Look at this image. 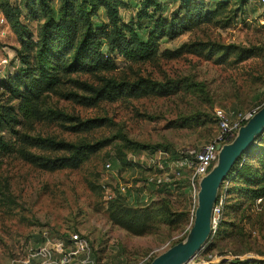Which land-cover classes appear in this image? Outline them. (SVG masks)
I'll return each instance as SVG.
<instances>
[{
	"label": "rangeland",
	"instance_id": "obj_1",
	"mask_svg": "<svg viewBox=\"0 0 264 264\" xmlns=\"http://www.w3.org/2000/svg\"><path fill=\"white\" fill-rule=\"evenodd\" d=\"M141 1L111 0L121 23L127 26L137 24ZM156 1L162 5L161 14L166 19L180 5V0ZM201 1L214 5L212 0ZM0 2L22 9L19 23L36 40L41 23L26 18L22 0ZM52 6L57 8L58 1L53 0ZM228 15L231 17L228 26H224L222 18L219 23L200 26L174 40L162 39L160 51L197 44L252 51L253 55L241 63L233 64L230 59L219 65L215 63L218 55L209 61L191 54L131 66L118 59V70L105 75L128 81L143 78L157 83L170 82L180 90L175 95L118 100L87 108L66 95L83 94L79 85L95 84L96 79L75 75L71 77L73 81L63 80L56 92L46 96L47 105L66 116L103 119L104 126L75 134L68 129L69 123L41 124L35 125L36 133L72 143H105V147L77 170L48 172L17 157L0 159V264H43L40 259H28V256L30 250L42 244L45 231L56 237L67 238L71 233L83 235L93 264H135L149 255L158 256L185 238L192 224L195 201L189 180L191 163L195 152L216 135L215 110L234 116L257 110L258 105L264 104V6L258 0H248L243 6L231 2ZM97 22H108L103 9L99 11ZM137 32L142 39L148 34L143 29ZM19 48L17 34L0 9V71H4V75L17 71L18 64L8 66L2 61L12 60ZM257 142L255 149L241 158L239 168L247 164L250 170L262 175L264 138L261 144ZM136 145L146 149H138ZM106 164H110L109 170L105 169ZM236 176L235 173L233 179L225 180L219 190L229 200L233 198V202L242 198L228 194L229 189L246 186L240 180L233 181ZM120 185L125 188L120 198L124 197L130 207L148 208L160 203L171 214L187 212L188 221L171 227L154 215L149 234H130L109 219L112 202L106 196ZM171 217L175 220V215ZM224 220L240 229L234 231L235 236L230 240L216 244L215 253L204 255L203 249L198 258L223 260L226 264L235 260L263 264L264 197L246 201L242 210L225 216ZM221 251L225 254L230 251L233 255L224 260L219 257Z\"/></svg>",
	"mask_w": 264,
	"mask_h": 264
},
{
	"label": "trees",
	"instance_id": "obj_2",
	"mask_svg": "<svg viewBox=\"0 0 264 264\" xmlns=\"http://www.w3.org/2000/svg\"><path fill=\"white\" fill-rule=\"evenodd\" d=\"M57 1L58 6L55 8L52 6L53 0H22L26 18L41 23L36 40L19 23L22 9L8 2H0V9L12 24L20 44L13 59L7 61L8 66L18 64L17 71L13 75H4V71H0V159L17 157L41 171L77 170L105 147V143L66 142L34 131L35 125L52 123H69L68 129L75 134L104 126L103 119L82 120L77 116H66L62 111L47 105L46 96L56 92L63 85V80L73 81L71 77L75 75L96 79L95 84L79 85L83 94L72 92L66 95L76 104L90 108L99 103H114L118 100L169 97L180 91L177 85L170 82L157 83L143 78L132 81L106 78L105 75L114 74L118 70V59L131 66L146 64L157 58L170 61L188 54L210 61L218 55L215 63L220 65L230 59H233V64H238L253 55L250 50L232 46L208 48L202 44L182 45L175 50L160 51L162 39L174 40L200 26L219 23L222 18L224 26H228L231 2L243 6L248 0H212L214 5L201 0H180L178 9L169 19L161 14L163 7L156 0H142L137 24L132 26L121 23L116 5L111 0ZM101 9L106 12L107 23L97 22ZM142 29L148 31L145 39L137 32ZM263 138L264 135L257 143ZM136 147L146 149L139 145ZM240 162L241 159L227 179L236 173L233 181L240 180L246 184L242 187L233 186L228 192L237 194L242 200L233 202L234 199L230 198L233 200L231 202L224 193H218L217 201L221 196L225 198L223 217L202 252L204 255L214 252L216 244L230 240L235 236L234 231L240 229L233 222L225 221V216L242 210L246 201L264 197V165L263 174L260 175L261 172L250 170L247 164L239 168ZM116 193L111 200L109 219L113 225L135 236L149 234L154 215L160 216L161 221L171 227L189 219L187 212L171 214L160 203L148 208L130 207L125 198H120L122 195ZM172 215H175V220H172ZM219 253L227 255L222 251ZM226 253L233 255L230 251ZM229 264L248 262L235 260Z\"/></svg>",
	"mask_w": 264,
	"mask_h": 264
},
{
	"label": "built area",
	"instance_id": "obj_3",
	"mask_svg": "<svg viewBox=\"0 0 264 264\" xmlns=\"http://www.w3.org/2000/svg\"><path fill=\"white\" fill-rule=\"evenodd\" d=\"M264 6V0H258ZM1 22H4L2 19ZM3 64L7 61L3 60ZM258 111L253 110L247 113L228 114L223 110H215V121L217 132L216 135L206 144L201 146L194 154L191 163L192 174L190 183L195 193V201L192 213L196 207V195L198 191V183L202 177L207 175L211 168L216 164L218 158V146H223L230 143L237 134L238 129L243 126L253 115ZM110 164L105 165V169H110ZM159 167L162 168L161 164ZM103 189H105L103 187ZM116 192L119 194L125 193V188L119 186L116 190L110 191L107 194V200L111 201L115 198ZM224 197H220L216 202L212 211V230L213 234L223 217ZM42 244L30 250L28 259L38 258L43 264H70L71 262H78L79 264H93L90 257V247L87 239L80 233L68 234L67 238L56 237L49 234V232H42ZM225 258L224 260L232 257L231 254L219 256ZM154 256H147L135 264H146L150 262ZM192 264H224L223 260H211L196 258Z\"/></svg>",
	"mask_w": 264,
	"mask_h": 264
},
{
	"label": "water",
	"instance_id": "obj_4",
	"mask_svg": "<svg viewBox=\"0 0 264 264\" xmlns=\"http://www.w3.org/2000/svg\"><path fill=\"white\" fill-rule=\"evenodd\" d=\"M263 134L264 105L238 129L230 143L218 146L216 164L198 183L192 224L185 238L154 257L149 264H192L200 252L208 246L213 234L212 211L219 190L236 163L248 153Z\"/></svg>",
	"mask_w": 264,
	"mask_h": 264
}]
</instances>
